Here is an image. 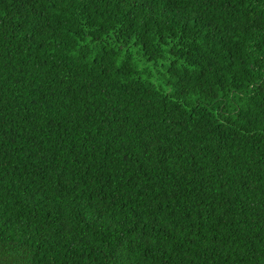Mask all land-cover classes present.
I'll use <instances>...</instances> for the list:
<instances>
[{
	"label": "trees",
	"instance_id": "obj_1",
	"mask_svg": "<svg viewBox=\"0 0 264 264\" xmlns=\"http://www.w3.org/2000/svg\"><path fill=\"white\" fill-rule=\"evenodd\" d=\"M0 264H264V0H0Z\"/></svg>",
	"mask_w": 264,
	"mask_h": 264
}]
</instances>
